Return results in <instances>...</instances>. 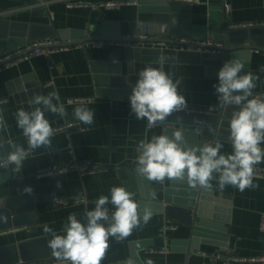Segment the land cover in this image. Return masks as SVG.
Returning <instances> with one entry per match:
<instances>
[{
	"label": "crops",
	"instance_id": "crops-1",
	"mask_svg": "<svg viewBox=\"0 0 264 264\" xmlns=\"http://www.w3.org/2000/svg\"><path fill=\"white\" fill-rule=\"evenodd\" d=\"M107 1L115 0H0V58L4 56L1 53L4 48L1 35L6 21H41L50 12H53L54 17L49 16V23L61 40L70 30H79L82 34L86 32L89 36L113 38L131 36L132 28H136L137 33L144 36L182 38L169 36L168 30L163 33L161 24L169 23L156 20L155 13L142 11L141 5H125L111 10H94L86 6ZM172 1L190 7L193 35L184 37L190 42H217L212 28L224 23L227 28L264 25V0H230L231 9L228 13L221 0H148L146 4H170ZM38 10H42V13H36ZM186 14L184 8L178 13L182 18ZM45 28H41L38 34L48 33L49 30ZM125 49L126 45L120 42L101 48L73 46L50 56H36L0 68V100H6L0 104V108L4 109L3 116L7 123V130L0 131V155H6L10 151V141L27 149V140L16 125L15 113L19 107L9 93L8 84L18 77L32 74L34 80L39 81L42 94L57 91L60 102L66 108L63 118L45 113L53 129L68 121L77 120L73 109L82 103L95 112L92 125L81 123L87 131L73 137L76 153L80 160H92L108 168L85 176L75 171L39 176L40 170L69 162L67 139L62 132L55 133L52 137V149L38 148L32 152L21 173L12 172L11 167L0 168V207L4 206L8 198L33 200L37 217V224L33 226L24 225L0 233V246L41 238H46L48 242L51 236L43 232L45 224L58 234H63L62 228L69 214L75 213L78 219L82 218L86 209H94V202L99 196L110 197L111 187L122 186L132 193L137 192L134 194L141 210L149 207L152 217L124 241L110 239V247L102 264H123L128 257L137 258V264H145L147 259H152L154 264H226L222 260L215 262L210 258V254L220 250H226L229 257L247 260L230 264H264L261 261H250L264 258V230L261 229L264 174H257L264 172V162L256 165L253 183L259 187L243 192L231 185L221 190L216 179L211 182V189L193 188L186 179H165L163 183H159L165 190L174 188L176 193L181 194L178 196L180 199L197 198L200 203L206 204L202 209L203 214L197 216L192 226L168 219L163 206L153 201V190L143 184L142 178L135 171L137 145L143 139L150 140L152 136L160 135L165 127L169 135L173 129H184L167 123L148 129L146 120H137L131 113ZM195 51L203 52L198 48ZM239 54L242 55L240 61L244 64V69L259 76L253 93H264V72L260 71L264 66V52L244 50ZM114 59L118 63H113ZM221 67L203 62H187L177 63L173 71L171 64H162L166 72L181 80L178 91L185 96L188 111H199L208 109L210 105H217L218 98L213 85L218 83L217 75ZM91 96L96 97L95 101L69 102L73 98ZM235 108L232 107L231 111ZM197 129L198 127H191V133L184 135L188 145L214 143L218 139L224 145L221 153L231 154L228 125L219 130L212 127L199 128V135L196 134ZM261 147L264 148V144ZM58 181L61 184L59 188ZM26 186L32 188L31 194L23 191ZM56 198L68 199L69 203H57ZM77 199L84 201L77 202ZM107 207L113 208L111 204ZM203 252L208 255L204 256ZM51 258L54 257L51 255L49 259Z\"/></svg>",
	"mask_w": 264,
	"mask_h": 264
},
{
	"label": "clouds",
	"instance_id": "clouds-1",
	"mask_svg": "<svg viewBox=\"0 0 264 264\" xmlns=\"http://www.w3.org/2000/svg\"><path fill=\"white\" fill-rule=\"evenodd\" d=\"M113 63L118 60L114 59ZM260 71L264 72V66ZM137 75L129 96L131 113L137 120H146L149 127L165 125L169 116L188 109L185 96L178 91L180 79L162 67L150 65L143 67ZM217 79L218 83L213 87L218 103L210 105L209 109L237 106L228 124L231 154L221 153L224 145L218 139L214 143L190 146L181 130L173 129L169 135L165 127L160 135L139 141L134 163L140 177L157 183H163L165 179H186L191 187L204 189H211L214 179L221 190L227 185L241 192L259 187L253 183L256 165L264 162V148L261 147L264 144V97L253 96L259 76L250 71L245 73L239 59H230L219 69ZM30 108V111L21 108L15 113L16 125L27 140V149L10 141V151L0 155V168L11 167L12 172L21 173L32 152L38 148L52 149L55 130L45 113L61 118L66 115L58 92L35 94ZM3 111L0 108V131L7 130ZM73 115L84 125L94 123L95 112L83 103L73 109ZM177 120L182 117L178 116ZM196 134H200L199 128ZM57 187H61L59 181ZM23 191L31 194L33 190L26 186ZM94 203V209H86L80 219L75 213L69 214L62 228L63 234H58L47 224L43 226V232L51 236L48 247L58 264H102L110 239L124 241L152 217L151 209L146 206L141 210L135 194L122 186L111 187L110 197L101 195ZM109 204L114 210L110 211ZM123 264H137V258L128 257ZM145 264H154V261L147 259Z\"/></svg>",
	"mask_w": 264,
	"mask_h": 264
},
{
	"label": "water",
	"instance_id": "water-1",
	"mask_svg": "<svg viewBox=\"0 0 264 264\" xmlns=\"http://www.w3.org/2000/svg\"><path fill=\"white\" fill-rule=\"evenodd\" d=\"M38 1L45 2L48 0ZM146 1L148 0L142 1L141 3L142 11L153 12L155 13L156 20L169 23L167 29L169 36H181L182 38L192 37L193 26L189 6H183L174 1L170 4H146ZM221 1L230 4V0ZM182 8L187 12V16L184 18L178 15ZM36 13L40 14L42 10H38ZM43 18L44 19H40L41 21L33 20L30 23L6 21L4 32L1 35L4 44V48L1 52L2 55L25 48L35 41L48 38L57 39L58 33L53 25L49 23L50 18L48 14ZM44 27L49 30L48 33L39 35V30ZM212 30L216 33L214 40L218 43L181 42L169 37H157L156 35L144 36L138 34L136 28H132L130 30L131 36H118L113 38L101 35L89 36L86 32L82 34L79 30H70L69 34H66L67 36H63L62 38L65 41L67 39L75 40L63 43L62 45L76 46L89 41L100 40L125 44L128 62V76L126 79L127 86L130 90L138 79V72L148 65L160 68L163 63H169L172 65L173 71L177 63L203 62L207 65L222 66L227 60H240V56H242L239 54L240 51L259 50L264 52V25L251 28H227V25L224 23L221 26L213 27ZM176 46L191 47L192 49H176ZM196 48L202 49L203 52L195 51ZM25 53H27V51H23L9 59L1 61L0 68L14 59L23 56ZM244 72L247 73V69H244ZM8 88L10 95L15 98L19 109L23 108L28 111L31 110L30 102L33 96L35 94H42V87L39 81L34 80L32 74L14 79L8 84ZM232 107L237 106L215 108V110L209 114L186 110L185 112L175 113L169 116L167 124L175 127L180 126L181 129H184L182 131L184 135L191 133V127H212L218 128L219 130L227 127L229 124V120L232 116ZM178 116L182 117V120L178 121ZM142 181L147 188L153 190V201L163 206L165 216L168 219H174L182 224L192 226L195 224L197 216L203 214L202 209L206 207V204L200 203V200L197 198L180 199L178 196H181V194L176 193L174 188L165 190L162 184H153L152 181H148L144 178H142ZM134 193L137 194L136 191ZM35 224H37V217L33 200L8 198L4 206L0 207V233L24 225L33 226ZM50 257L51 251L48 247L46 238L0 246V264H14L19 260L30 261L36 259H49Z\"/></svg>",
	"mask_w": 264,
	"mask_h": 264
},
{
	"label": "built area",
	"instance_id": "built-area-1",
	"mask_svg": "<svg viewBox=\"0 0 264 264\" xmlns=\"http://www.w3.org/2000/svg\"><path fill=\"white\" fill-rule=\"evenodd\" d=\"M142 1L145 0H115V1H107V2H100V3H94V4H87L86 6L91 7L94 10H111V9H119L125 5H141ZM189 2L193 0H187ZM231 6L228 3H224V10L226 13L230 12ZM49 16L51 18L54 17L53 12L49 13ZM252 25V24H251ZM168 29V25L166 23L161 24V30L163 33H165ZM72 40L75 39H68V40H61L59 38L57 39H44L40 41H35L32 44L26 46L25 48L19 49L17 51H14L12 53H8L4 55L3 57L0 58V62L9 59L23 51H27L23 56L14 59L13 61L9 62L8 64H15L20 61H25L29 60L33 57L36 56H50L51 54L58 52L60 50H66L70 47L73 46H66L62 45L63 43L71 42ZM177 40L181 42H190L185 38H178ZM191 42H200V41H191ZM115 42L112 41H105V40H100V41H89L84 44H81L82 46H95V47H104L107 44H113ZM200 43H205L208 44L207 42H200ZM81 45H76V46H81ZM176 49H182V50H191V47H184V46H176ZM253 96H262L264 97V93H253ZM96 97L91 96V97H79V98H73L70 99V103H78V102H92L95 101ZM6 100H0V104L3 103ZM213 110L208 109H201L199 112L202 113H212ZM156 127V126H155ZM148 129H152L154 127H149L147 125ZM55 133H65L66 139H67V149L70 155V160L67 163L63 164H54L48 168H45L43 170L39 171V176H45V175H54V174H64L68 172H78L81 176L85 175H90V174H96L100 171L107 170L108 168L106 166H103L95 161L92 160H80L77 156L76 153V148H75V143H74V135L78 133H83L87 131V128L81 124L78 120H71L68 121L66 124L59 126L57 128H54ZM138 155V154H137ZM259 175H263L264 172H257ZM77 202H83V199H77ZM57 203L61 204H67L69 203L68 199L64 198H56ZM114 210L113 208H110V211ZM261 229L264 230V214L261 218ZM226 251V250H225ZM224 250H220L218 252L210 254V258L212 261H224L226 264H230L233 262H241V261H247L243 258H238V257H229L227 256V251L225 252ZM204 256H207L208 254L203 252L202 253ZM250 261H261L264 263V258H258V259H251ZM14 264H58V262L55 260V258L51 259H37V260H30V261H23L19 260L18 262ZM208 264V263H207Z\"/></svg>",
	"mask_w": 264,
	"mask_h": 264
}]
</instances>
